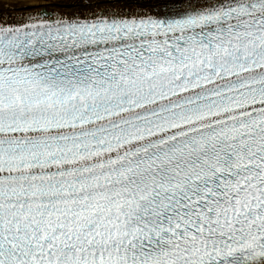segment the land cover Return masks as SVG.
<instances>
[{
	"label": "snow or ice",
	"instance_id": "snow-or-ice-1",
	"mask_svg": "<svg viewBox=\"0 0 264 264\" xmlns=\"http://www.w3.org/2000/svg\"><path fill=\"white\" fill-rule=\"evenodd\" d=\"M0 264H264V0H0Z\"/></svg>",
	"mask_w": 264,
	"mask_h": 264
}]
</instances>
